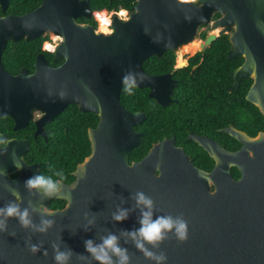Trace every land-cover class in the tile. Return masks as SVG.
I'll use <instances>...</instances> for the list:
<instances>
[{
	"label": "water",
	"instance_id": "obj_1",
	"mask_svg": "<svg viewBox=\"0 0 264 264\" xmlns=\"http://www.w3.org/2000/svg\"><path fill=\"white\" fill-rule=\"evenodd\" d=\"M134 1L127 19L114 15L110 33L78 22L95 15L89 0H42L32 13L0 22V117H11L14 129L19 130L28 127L34 111L40 112L35 137H46L45 126L70 105L99 117L97 127L88 131L90 155L77 166L75 180L51 199L24 186L28 178L42 172L39 163L29 164L25 159L30 141L7 140L0 134L7 140L4 147L0 144V207L15 201L21 209L28 208L35 226L24 228L17 219L0 215L8 228L0 232V264H56L53 245L61 251L72 250L67 264H97L86 252L85 241L99 244L109 233L120 237L130 264H156L136 249L131 237L123 235L140 227L138 191L153 199V219L171 215L188 222L187 242L170 234L159 248L146 245L157 255L165 253V264H264V131L249 136L234 125L221 129L241 144L236 151L190 134L188 139L215 161L211 172L197 168L174 137L154 144L145 157L131 163L130 154L144 136L135 127L146 115L129 112L120 100L122 77L127 75L136 87L149 89L158 105L169 107L177 81L171 73L149 75L144 62L169 51L178 55L197 40L201 27L212 25L214 32L198 51L204 52L219 37L230 34L228 59L245 60L231 74L235 81L231 91L236 92L243 79H252L246 100L264 117V0ZM216 14L221 17L213 21ZM47 34L63 38L53 52L55 60H65L61 66L52 67L41 54L33 73L24 69L12 75L5 69L2 55L9 42ZM13 154L22 168L14 163ZM233 168L240 172L239 179L234 178ZM15 174L18 177L13 178ZM55 200L67 204L51 210ZM121 208L128 209L129 216L117 222L113 214ZM44 220L54 224L40 232ZM29 244L39 245L40 251L33 255ZM113 260L119 264L118 257Z\"/></svg>",
	"mask_w": 264,
	"mask_h": 264
},
{
	"label": "trees",
	"instance_id": "obj_2",
	"mask_svg": "<svg viewBox=\"0 0 264 264\" xmlns=\"http://www.w3.org/2000/svg\"><path fill=\"white\" fill-rule=\"evenodd\" d=\"M90 8L95 15L92 19H82L80 22L97 26L96 17L102 25V19L111 17L106 13H117L124 10L128 14L133 11L134 0H89ZM40 4V0H33V7ZM99 14V15H98ZM104 25V24H103ZM205 37V35L203 36ZM48 37L36 41H20L9 44L3 54V62L11 73H19L21 67L33 70L35 56L42 53V43ZM230 48L228 36H222L204 52H198L190 59L188 67L175 69L177 55L166 52L162 57H150L144 62V70L149 75H164L173 73L178 81L174 90L173 102L169 107L163 108L150 98L149 89L132 88V94L122 89L121 104L129 112L144 111L145 121L135 127L144 136L138 148L130 154V162L140 161L153 144L164 137L175 135L178 144H185L189 133L207 135L223 141L226 148L236 151L241 144L229 135H224L218 129L234 125L237 129L246 132L249 136H256L264 131V117L257 107L246 100L251 80H245L241 91L235 94L217 92L216 88L224 87L231 79L224 69L227 53ZM52 58V54L44 52ZM195 65H199L194 69ZM99 117L94 113H82L78 107H68L54 123L47 126L48 141L44 138H34V128L30 126L19 132L13 131L11 118H0V131L11 137H29L30 150L25 156L29 164L39 163L42 174L51 176L53 180H60L57 172H64L68 180L78 164L91 153V144L88 130L96 128ZM196 145V144H194ZM207 157V156H206ZM207 161L212 164L211 158ZM232 174L239 179L241 174L233 168ZM18 174L13 175L16 178ZM66 179V181H67ZM62 200L53 201L50 209L62 208Z\"/></svg>",
	"mask_w": 264,
	"mask_h": 264
},
{
	"label": "clouds",
	"instance_id": "obj_3",
	"mask_svg": "<svg viewBox=\"0 0 264 264\" xmlns=\"http://www.w3.org/2000/svg\"><path fill=\"white\" fill-rule=\"evenodd\" d=\"M184 3H191L194 0H182ZM124 10H121L120 15H124ZM99 15V14H98ZM108 23V21H104ZM54 43L44 44V49L49 52H55L58 43L63 42L61 37H53ZM136 86L135 81L129 82V77H122L123 91L132 94V88ZM63 94L61 99H63ZM7 141L0 138V144H6ZM14 163L18 168H22V165L18 163V157L13 154ZM56 175L60 177V180H53L51 176H45L41 172L28 178L24 182L25 188L29 191L37 190L43 194L47 199L60 196L65 187V181L67 179L64 172H57ZM81 175H84L81 172ZM76 185H73L75 188ZM17 196V199H21L17 193H13ZM135 201L138 208L141 209V215L139 219L140 227L130 232H125L123 235L131 237L134 246L137 250L142 252L146 258L154 260L156 264H165L167 256L165 253L157 255L151 251L146 245H151L153 248H159L161 244L170 238V234L181 243L187 242L189 239V225L188 222L183 218H173L169 216H159L153 219L155 203L150 196H147L143 191H138L135 195ZM147 209V210H145ZM49 214H54L50 212ZM0 215H6L8 218H15L19 221L22 227H35L32 220L29 218L30 213L28 208L21 209L20 205L15 201L8 203L4 207H0ZM129 216L128 209H118L113 214V219L117 222H123ZM44 227L38 229L40 232H46L48 227L54 224L52 220L42 221ZM7 222L0 221V232H7ZM14 235V233H10ZM120 237L116 234L109 233L107 236L101 237V243L97 244L94 240L88 239L85 241L86 252L90 254L91 260L97 262V264H116L113 260V256L119 258V264H130L131 258L128 254L127 248L120 246ZM28 249L35 255L40 251V246L37 244H29ZM54 249V260L56 264H67V261L71 258L72 250L61 251L58 246L53 245ZM47 255V253H45ZM82 255V254H80ZM87 259V257H85Z\"/></svg>",
	"mask_w": 264,
	"mask_h": 264
},
{
	"label": "flooded vegetation",
	"instance_id": "obj_4",
	"mask_svg": "<svg viewBox=\"0 0 264 264\" xmlns=\"http://www.w3.org/2000/svg\"><path fill=\"white\" fill-rule=\"evenodd\" d=\"M32 4H33V0H5V1H3V0H0V22L3 20V19H6V18H9L10 16H16V17H22V16H25V15H27V14H29V13H32L33 11H35L37 8H39L40 6H41V4H42V0H40V4L38 5V6H36V7H33L32 6ZM120 12V11H119ZM119 12H117V14H119ZM126 13L124 12V15H125ZM107 15L108 16H110L111 17V15H112V13H107ZM120 15V14H119ZM221 17V15L220 14H216L215 16H214V18H213V21H215V20H217V19H219ZM94 18V17H93ZM83 19V18H82ZM82 19H80V20H82ZM80 20H78V22L79 23H82V22H80ZM103 20V19H102ZM102 23L104 24H102V27H103V30L105 29V27L106 26H108V29H109V26H110V24L111 23H109V20H108V23H104L103 21H102ZM83 24H88V23H83ZM89 25H91V24H89ZM92 26V25H91ZM98 30H99V26L97 25V26H95ZM104 31H106V30H104ZM212 32H214L213 30H212V25H208V26H204V27H201L200 29H199V32H198V37H197V39L199 40V46H200V44L202 43V42H204L205 41V39H206V37L208 36V34H210V33H212ZM233 32H234V29H233ZM205 35V37H203ZM228 36V39H229V37H230V34H225V35H223V36ZM45 37H48V39H46L43 43H42V47H41V50L43 51L42 53H39V54H37L36 56H35V61H34V63H33V70H31L30 68H27V67H21L20 68V70H19V73H11V72H9L7 69H6V67H5V64H4V62H3V55H2V62H3V65H4V67H5V69L10 73V74H12V75H18V74H20V72L22 71V70H24V69H26V70H28L30 73H33L34 71H35V64H36V61H37V58H38V56L39 55H41V54H43L44 56H45V58H46V60L48 61V63L52 66V67H59V66H61L64 62H65V60H55V56H54V53L53 52H49V51H46L45 49H44V44H45V42H47V43H54V41H53V37H60V36H58V35H53V34H47V35H45V36H43L42 38H45ZM222 37V36H221ZM62 38V37H61ZM220 38V37H219ZM41 39V38H40ZM36 40H38V39H36ZM36 40H31V41H36ZM218 40V39H217ZM216 40V41H217ZM21 41H27V40H21ZM31 41H27V42H31ZM215 41V42H216ZM18 42H20V41H18ZM18 42H9L8 43V45H7V47H6V49L8 48V46H9V44L11 43V44H15V43H18ZM56 43H58V45L59 44H61V43H59V42H56ZM229 43H230V40H229ZM211 47V46H210ZM57 48V47H56ZM6 49H5V51H6ZM208 49V48H207ZM230 50H231V43H230V48H229V51H228V53H227V60L228 61H230V63H228V64H224V69H225V71L227 72V75H228V77L231 79V81H229L228 83H223L224 84V87H218V88H216V89H214V90H216L217 92H220V93H227V94H235V93H238V92H240L241 91V88H242V86H243V82L245 81V80H251V84H250V86H249V89H250V87L252 86V84H253V80L252 79H243L242 81H241V83H240V85H239V87H238V89H237V91L236 92H232L231 91V89L234 87V85H235V81H234V79L231 77V74L234 72V71H236L238 68H240L243 64H244V58H236V59H232V60H229L228 59V56H229V53H230ZM4 51V52H5ZM4 52H3V54H4ZM44 52H49V53H51L52 54V58H50V56H47ZM198 52H200V51H197L195 54H193V55H185L183 58H182V65L181 66H178V63H177V61H176V64H175V69H181V68H185V67H188L189 66V64H190V59L192 58V57H194ZM184 63H185V65H184ZM199 67V65H195L193 68L194 69H196V68H198ZM167 74H169V73H167ZM172 74V77H173V73H171ZM165 75V74H164ZM173 79L174 80H176L174 77H173ZM177 81V80H176ZM177 84H178V81H177ZM177 86V85H176ZM176 88V87H175ZM249 89H248V91H249ZM175 90V89H174ZM248 91H247V93H248ZM173 96H174V94H173ZM173 98V97H172ZM174 102H175V100H174ZM71 106V105H70ZM70 106H68V107H70ZM79 109V108H78ZM66 110V109H65ZM64 110V111H65ZM63 111V112H64ZM80 111V110H79ZM62 112V113H63ZM61 113V114H62ZM60 114V115H61ZM59 115V116H60ZM58 116V117H59ZM3 117V116H2ZM6 117V116H5ZM42 117V114L40 113V112H38V111H34L33 112V118H32V120H31V122H30V124L28 125V127H26V128H23V129H27V128H29L30 126H32L33 128H34V138H38V137H42V138H44V140L45 141H48V134H47V126L48 125H50L51 123H54L55 121H56V119L58 118H56L53 122H51L50 124H48V125H46L45 126V128H44V130H45V133H46V137L45 136H41V135H39L38 137H35V134H36V132H37V122H38V120L40 119ZM1 118V117H0ZM8 118H11V117H8ZM11 120H12V122H13V131H15V132H19V131H21V130H23V129H19V130H15L14 128H15V121L11 118ZM91 129H93V128H91ZM221 129H223V128H221ZM221 129H218V131L219 132H221L220 130ZM89 131V130H88ZM0 134H3V135H6L7 136V140H10V139H19V140H23V139H28L29 141H30V139H29V137H23V138H18V137H11V136H9L8 134H6V133H4V132H2V131H0ZM190 134H196V133H189V135H188V137H187V139H186V141L185 142H187V143H185V144H183V145H181V144H178V142H177V139H176V137H175V135L174 136H172V137H170V138H168V137H164L162 140H164V139H171V138H175L176 139V145L178 146V147H180V148H182L184 151H185V153L191 158V160H192V162H193V164L197 167V168H199V169H201V170H203V171H207V172H211L213 169H214V167H215V161L209 156V154L202 148V147H200L198 144H196L195 142H193V141H190L188 138H189V136H190ZM197 135H200V134H197ZM200 136H206V137H208V138H210V139H212V140H214V141H216V142H219L221 145H223L224 146V148L226 149V150H228L227 148H226V146H225V144L223 143V141H221V140H219V139H216V138H212V137H209V136H207V135H200ZM6 140V141H7ZM162 140H160V141H162ZM160 141H158V142H160ZM157 142V143H158ZM156 144V143H155ZM194 144H196V145H194ZM154 145V144H153ZM1 146H5V144H1ZM241 148V147H240ZM239 148V149H240ZM230 151V150H229ZM209 157V158H211V160H212V164H210V161H207V157ZM82 163V162H81ZM80 163V164H81ZM79 165V164H78ZM77 165V166H78ZM77 168V167H76ZM76 168L73 170V171H71V173H70V175L72 176V178H74V179H72V180H68L67 179V181H65V184H71L74 180H75V177H74V172H75V170H76ZM18 177V176H17ZM59 180V179H58ZM63 201V203H64V206L62 207V208H58V209H63L65 206H66V201H64V200H62ZM53 203V202H52ZM52 203H51V205H52ZM51 210H56V209H51Z\"/></svg>",
	"mask_w": 264,
	"mask_h": 264
},
{
	"label": "bare ground",
	"instance_id": "obj_5",
	"mask_svg": "<svg viewBox=\"0 0 264 264\" xmlns=\"http://www.w3.org/2000/svg\"><path fill=\"white\" fill-rule=\"evenodd\" d=\"M102 21L103 22L104 21H108V19H103ZM199 47H200L199 45H197L195 43H191V44H188V45L184 46L183 48H181L180 49V53L181 54H191V55H193V54H195L199 50ZM178 55H180V54L178 53ZM181 58H182V56L180 57V63H182V61H181L182 59ZM184 65H185V63H184Z\"/></svg>",
	"mask_w": 264,
	"mask_h": 264
},
{
	"label": "rangeland",
	"instance_id": "obj_6",
	"mask_svg": "<svg viewBox=\"0 0 264 264\" xmlns=\"http://www.w3.org/2000/svg\"><path fill=\"white\" fill-rule=\"evenodd\" d=\"M120 13H121V11L119 12V14H120ZM95 19H96V21H97V23H98L99 31L104 32V33H110V32H111L110 28L108 29V26L105 27V30H106V31H104L102 25L100 24V22H99V20H98V18L96 17ZM111 20H112V15H111ZM193 43L199 45V40L197 39V40H195ZM199 48H200V47H199ZM179 54H180V55H177V59H176V61H177V63H178V66H181L182 63H180V57L182 56V58H183L185 55H191V54H181L180 51H179ZM182 58H181V59H182ZM178 60H179V61H178ZM181 61H182V60H181ZM179 63H180V64H179Z\"/></svg>",
	"mask_w": 264,
	"mask_h": 264
},
{
	"label": "built area",
	"instance_id": "obj_7",
	"mask_svg": "<svg viewBox=\"0 0 264 264\" xmlns=\"http://www.w3.org/2000/svg\"><path fill=\"white\" fill-rule=\"evenodd\" d=\"M123 12H125V11H123ZM125 13H126L125 15L121 16L123 19H127L128 15H129L127 12H125ZM114 15H115V13H112V18L114 17ZM109 28H110V26H109Z\"/></svg>",
	"mask_w": 264,
	"mask_h": 264
}]
</instances>
